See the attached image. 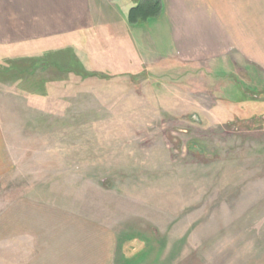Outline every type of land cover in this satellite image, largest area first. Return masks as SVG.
Listing matches in <instances>:
<instances>
[{
	"label": "rangeland",
	"instance_id": "374dc122",
	"mask_svg": "<svg viewBox=\"0 0 264 264\" xmlns=\"http://www.w3.org/2000/svg\"><path fill=\"white\" fill-rule=\"evenodd\" d=\"M91 12L73 36L0 46L15 162L0 198L31 200L42 227L35 241L12 228L0 262L264 264L255 17L232 51L185 59L160 20L134 32L113 1Z\"/></svg>",
	"mask_w": 264,
	"mask_h": 264
},
{
	"label": "crops",
	"instance_id": "0c3cea01",
	"mask_svg": "<svg viewBox=\"0 0 264 264\" xmlns=\"http://www.w3.org/2000/svg\"><path fill=\"white\" fill-rule=\"evenodd\" d=\"M109 1H113L123 17L125 27L134 32L137 27L149 26L153 20L163 22L170 31L175 52L185 59H212L232 51L239 45V31H249V17H255L256 26L251 31H264V0H163L164 11L158 18L133 26L128 24V14L140 0ZM94 3L95 0H0V46H21L86 31ZM14 165L0 118V185L12 173ZM8 199L0 198V246L8 245L9 233L15 227L16 240H40L39 218L24 211L33 202ZM0 264L14 263L5 259Z\"/></svg>",
	"mask_w": 264,
	"mask_h": 264
},
{
	"label": "trees",
	"instance_id": "16d2710c",
	"mask_svg": "<svg viewBox=\"0 0 264 264\" xmlns=\"http://www.w3.org/2000/svg\"><path fill=\"white\" fill-rule=\"evenodd\" d=\"M162 0H140L131 8L128 14V22L132 25H140L150 19L158 18L163 11Z\"/></svg>",
	"mask_w": 264,
	"mask_h": 264
}]
</instances>
